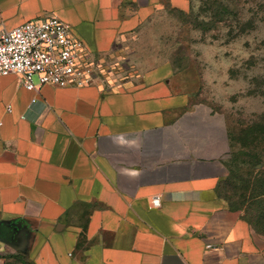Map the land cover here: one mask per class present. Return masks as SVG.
<instances>
[{"label":"crops","instance_id":"0c3cea01","mask_svg":"<svg viewBox=\"0 0 264 264\" xmlns=\"http://www.w3.org/2000/svg\"><path fill=\"white\" fill-rule=\"evenodd\" d=\"M163 1L0 0V31L57 15L102 68ZM183 77L161 63L115 89L0 78V264H264Z\"/></svg>","mask_w":264,"mask_h":264},{"label":"rangeland","instance_id":"374dc122","mask_svg":"<svg viewBox=\"0 0 264 264\" xmlns=\"http://www.w3.org/2000/svg\"><path fill=\"white\" fill-rule=\"evenodd\" d=\"M171 4L164 0L117 44L96 67V81L115 89L161 63L183 72L192 95L189 124L199 119L227 153L223 196L245 217L263 220L256 223L263 229L264 197L244 196L253 182L264 185V0H186L184 9Z\"/></svg>","mask_w":264,"mask_h":264},{"label":"built area","instance_id":"2783aa9c","mask_svg":"<svg viewBox=\"0 0 264 264\" xmlns=\"http://www.w3.org/2000/svg\"><path fill=\"white\" fill-rule=\"evenodd\" d=\"M96 67L97 62L86 55L84 42L57 15L0 31V78L17 75L27 90L43 85L69 88L93 84ZM152 202L161 204L158 196Z\"/></svg>","mask_w":264,"mask_h":264},{"label":"trees","instance_id":"16d2710c","mask_svg":"<svg viewBox=\"0 0 264 264\" xmlns=\"http://www.w3.org/2000/svg\"><path fill=\"white\" fill-rule=\"evenodd\" d=\"M249 193L248 195L244 196L246 198H263L264 197V185L263 184H256V182H253L251 184V186H249L248 188ZM244 216V215H243ZM255 218V217H254ZM253 217H245L244 219H246L258 232L264 234V228H259L258 224H263V220L260 222V220L258 219H254Z\"/></svg>","mask_w":264,"mask_h":264}]
</instances>
